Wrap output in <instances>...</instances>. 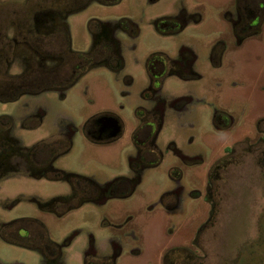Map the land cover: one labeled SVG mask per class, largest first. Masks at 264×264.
Wrapping results in <instances>:
<instances>
[{
	"label": "flooded vegetation",
	"instance_id": "flooded-vegetation-1",
	"mask_svg": "<svg viewBox=\"0 0 264 264\" xmlns=\"http://www.w3.org/2000/svg\"><path fill=\"white\" fill-rule=\"evenodd\" d=\"M42 93L37 136L0 117V240L120 264L159 220L155 264H205L230 167L264 175V0H0V101Z\"/></svg>",
	"mask_w": 264,
	"mask_h": 264
},
{
	"label": "rangeland",
	"instance_id": "rangeland-1",
	"mask_svg": "<svg viewBox=\"0 0 264 264\" xmlns=\"http://www.w3.org/2000/svg\"><path fill=\"white\" fill-rule=\"evenodd\" d=\"M57 99L56 94L42 93L25 94L13 102L0 101V117L8 114L15 117L18 136L31 139L37 136L39 130L22 129L19 119L27 116L37 105H50ZM262 159V156L255 154L249 161L230 167V178L222 191L220 213L216 219L207 222L204 234L200 237L199 243L205 251V264H264V175L259 166ZM17 184L11 185V182L8 184L4 181L2 192L5 194L6 188L17 190ZM192 205L189 204L190 209ZM23 208L22 202L13 205L10 209L11 218L19 216ZM136 218L144 221L141 217ZM197 219L187 221L191 236L199 222ZM156 222L147 219V223L140 229L143 240L147 239V248H142L140 255L126 252L120 264H137L143 261L155 264L154 249H160L159 242L165 238V232L160 227L161 221ZM79 225L85 224L79 222ZM38 257V253L32 249L0 240L2 264H37ZM74 259L72 257L68 264H80Z\"/></svg>",
	"mask_w": 264,
	"mask_h": 264
}]
</instances>
